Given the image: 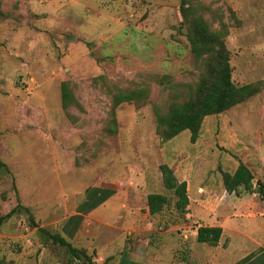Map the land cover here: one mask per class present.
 Listing matches in <instances>:
<instances>
[{
	"label": "rangeland",
	"instance_id": "374dc122",
	"mask_svg": "<svg viewBox=\"0 0 264 264\" xmlns=\"http://www.w3.org/2000/svg\"><path fill=\"white\" fill-rule=\"evenodd\" d=\"M201 2L210 7L204 16L212 27L219 19L227 26L233 82L264 80V0ZM0 8V215L19 204L39 225L54 230L51 210L68 201L76 180L79 187L89 183L104 154L112 162L119 157L114 167L130 173L141 166L153 181L157 164L176 151L178 175L207 208L221 195V171H233L236 161L247 163L254 185L264 177V88L227 111L207 115L195 142L187 130L166 141L156 133L153 106L165 103L171 83L194 82L199 73L179 0H0ZM62 81L69 82L79 106L61 107ZM118 87H146L148 96L140 104L117 106L116 132H110L105 128L111 92ZM150 191L169 195L157 184ZM245 192L240 189L241 203L263 202L257 193ZM219 201L227 207L226 200ZM40 205L47 212L42 218ZM172 205L173 200L149 217L157 231L141 264H167L171 257L197 261L199 253L189 250L202 243L192 234L183 243L181 234V227L195 223L171 224ZM130 214V208L121 211L118 225L127 227L132 218L134 225L142 223L137 215L127 218ZM0 257L2 264H65L68 254L40 239L22 209L0 223ZM94 258L106 262L105 256Z\"/></svg>",
	"mask_w": 264,
	"mask_h": 264
},
{
	"label": "crops",
	"instance_id": "0c3cea01",
	"mask_svg": "<svg viewBox=\"0 0 264 264\" xmlns=\"http://www.w3.org/2000/svg\"><path fill=\"white\" fill-rule=\"evenodd\" d=\"M173 151L171 160H167L165 163L172 168L179 181H186L189 199L186 207L188 210L186 220L195 223L181 227L185 229L184 232H181L182 242L185 243L191 234L195 237L196 229L201 225L220 226L222 232L218 243L214 246L202 243L195 247L197 250L189 247L190 252L197 251L199 253L197 261H174V258L171 257L172 260L167 264H233L250 253L257 256L260 249L264 248V203L260 202L257 207L241 203L239 200L242 196L239 197V195L242 187L238 188V194L227 192L223 186L222 175H220L221 195H215L218 200L215 199L216 202L212 205L206 201L209 208L205 207L204 200L200 198L199 194L191 196L188 179L178 175L175 156H173L176 151L174 153ZM163 152L164 150L161 156L164 155ZM113 158L112 162L111 155H103V166L100 170L91 173L89 183H84L82 187H79V181L76 180L77 186L72 188V196L68 201L62 200L57 204V207L51 210L49 217L54 221L50 226L60 232L73 246L86 248L88 251L95 250L98 257L105 256L106 264H141L148 252L146 246L157 231V227H154L149 220L152 215L149 214L146 197L149 192H154L150 189L155 184L160 189H164L161 175L157 168L156 178L154 176L152 181L147 170L141 166L136 167L133 173H130V170L114 167V164L120 159L117 156ZM243 162L247 164L245 161ZM237 165L238 161H236L234 170ZM258 179L264 182V177ZM157 192L163 193L162 191ZM242 195L253 197L255 193L245 192ZM99 200L101 201L99 202ZM219 200H226L227 207H221ZM40 207L43 208L39 214L42 218L47 212L44 211L46 207L41 205ZM61 207L63 211L59 212ZM127 208H130L132 213L127 218L137 215L141 217L142 223L140 221L136 226L132 218L127 227L118 225L120 212ZM60 213L62 215L58 217ZM204 215L208 216L207 220L204 219ZM203 219L204 221H202ZM40 225L43 226V223ZM163 228L164 225L161 226V229ZM122 233L125 234V238L120 240ZM118 241L121 244L118 245ZM234 255L237 256V259L234 262L226 263L225 258ZM117 258L120 261H116Z\"/></svg>",
	"mask_w": 264,
	"mask_h": 264
},
{
	"label": "trees",
	"instance_id": "16d2710c",
	"mask_svg": "<svg viewBox=\"0 0 264 264\" xmlns=\"http://www.w3.org/2000/svg\"><path fill=\"white\" fill-rule=\"evenodd\" d=\"M205 9L209 10L210 7L203 4L201 0H179L181 23L185 26L189 48L197 61L199 73L194 82L171 83L165 103L153 106L156 133L163 141L187 130L190 142H195L207 115L227 111L264 88V80L241 85L233 82L229 50L225 43V36L228 33L227 26L219 19L218 27H212L210 21L204 16ZM2 14L3 10L0 8V15ZM60 94L63 109L67 110L69 106L80 105L68 81L60 83ZM147 96L146 87L116 88L111 92L109 112L111 117L105 129L116 132L115 108L122 102L134 101L140 104L141 99ZM0 164L2 165L1 161ZM158 169L162 185L169 195L165 193L147 194L146 203L149 214L163 213L173 200L172 207L176 215L170 217V223H185L187 221L185 215L188 212L186 207L189 203L186 181H179L172 168L165 162H161ZM221 175L227 192L237 193L238 188L242 187L247 192L257 193L264 202V182L258 179L254 185L253 172L244 162H238L233 172L221 171ZM22 209L28 213L30 226L35 229L40 239L43 238L66 249L68 257L65 264H73L74 261H79L81 264H99L94 258L95 250L88 251L86 248L75 247L60 232L39 225L27 207L18 204L11 208L0 215V223ZM221 232L220 226L201 225L196 229L195 237L198 242L214 246L218 243ZM2 262L3 259L0 257V264ZM233 264H264V248L260 249L257 256L250 253Z\"/></svg>",
	"mask_w": 264,
	"mask_h": 264
}]
</instances>
